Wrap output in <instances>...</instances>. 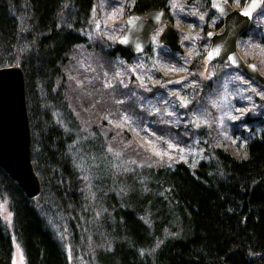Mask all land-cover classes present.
I'll return each instance as SVG.
<instances>
[{
  "label": "trees",
  "instance_id": "1",
  "mask_svg": "<svg viewBox=\"0 0 264 264\" xmlns=\"http://www.w3.org/2000/svg\"><path fill=\"white\" fill-rule=\"evenodd\" d=\"M169 1L134 0L130 13L163 9L173 24ZM202 2L208 8L197 27L198 56L167 52L174 68L189 61L188 73L206 86L218 80L198 77L206 32L221 22L212 18L209 0ZM93 4L0 0V67L18 64L23 72L31 160L41 182L40 195L28 199L0 167V201L7 202L26 264H264V130L242 158L207 143L194 166L139 153L119 157L123 149L102 118L82 115L76 80L66 72L70 55L86 43ZM96 49L107 69L152 52L135 54L116 43ZM12 246L0 217V264H11Z\"/></svg>",
  "mask_w": 264,
  "mask_h": 264
},
{
  "label": "rangeland",
  "instance_id": "2",
  "mask_svg": "<svg viewBox=\"0 0 264 264\" xmlns=\"http://www.w3.org/2000/svg\"><path fill=\"white\" fill-rule=\"evenodd\" d=\"M133 2L94 0L84 32L86 43L70 55V62L71 59L74 62L66 70L76 80V95L85 107L81 109L82 115H89L90 119L94 113L102 118L105 133H110L114 144L123 149L117 153L124 159H132V153H139L194 166L203 156L204 143L222 147L236 158L244 157L247 144L264 130V86L257 81L235 68L221 72L207 70L210 66L203 60L198 77L205 79L204 82L213 76L218 80L200 85L188 73L189 61H183L180 69L170 64L169 49L158 42L164 24L151 34V54L127 64L113 61L109 69L105 62H100L101 53L96 48L107 51L115 44ZM169 2L173 26L179 32L183 49L197 57L195 48L200 32L197 27L205 23L208 6L202 0ZM238 2L230 1L234 7L243 5ZM258 11L246 36L237 43V49L264 76V4ZM191 18L194 22H190ZM212 18L216 22L220 20L216 12ZM210 28L215 30L213 24ZM151 66L154 71L149 70ZM79 87L84 89L83 94ZM0 217L12 237L11 264H26L12 234V218L6 201H0Z\"/></svg>",
  "mask_w": 264,
  "mask_h": 264
},
{
  "label": "water",
  "instance_id": "3",
  "mask_svg": "<svg viewBox=\"0 0 264 264\" xmlns=\"http://www.w3.org/2000/svg\"><path fill=\"white\" fill-rule=\"evenodd\" d=\"M210 2L222 24L206 33L210 44L204 61L229 64L264 86V76L258 66L247 62L237 49L238 37L247 30L263 0H245L240 7H233L228 0ZM164 16L163 9L127 14L124 29L115 43L135 54H142L150 47L152 32L165 24L158 35L159 44L186 55L178 30ZM0 167L18 184L26 198L36 199L40 195L41 182L31 160L24 76L18 64L0 67Z\"/></svg>",
  "mask_w": 264,
  "mask_h": 264
},
{
  "label": "flooded vegetation",
  "instance_id": "4",
  "mask_svg": "<svg viewBox=\"0 0 264 264\" xmlns=\"http://www.w3.org/2000/svg\"><path fill=\"white\" fill-rule=\"evenodd\" d=\"M230 1H231V0H228L229 3H230ZM244 2H245V0H244L242 3H239V2H238V3H239V4H243ZM209 4H210V7L212 8L210 0H209ZM230 4H231V3H230ZM231 5H232V4H231ZM232 6H233V5H232ZM233 7H234V6H233ZM219 21H220L221 24H222V21H221V20H219ZM220 26H221V25H220Z\"/></svg>",
  "mask_w": 264,
  "mask_h": 264
}]
</instances>
